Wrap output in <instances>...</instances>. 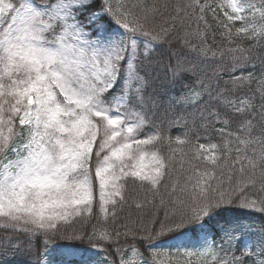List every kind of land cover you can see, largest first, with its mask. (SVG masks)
<instances>
[{"label":"snow or ice","instance_id":"1","mask_svg":"<svg viewBox=\"0 0 264 264\" xmlns=\"http://www.w3.org/2000/svg\"><path fill=\"white\" fill-rule=\"evenodd\" d=\"M257 45L264 0H0V256L264 264Z\"/></svg>","mask_w":264,"mask_h":264},{"label":"trees","instance_id":"2","mask_svg":"<svg viewBox=\"0 0 264 264\" xmlns=\"http://www.w3.org/2000/svg\"><path fill=\"white\" fill-rule=\"evenodd\" d=\"M210 2H220V0H210ZM239 43V42H238ZM249 41H244L242 46L243 47H248L249 46ZM255 51L259 54H264V47L260 46V45H257L256 48H255ZM257 67H259V64L257 63ZM226 78V77H225ZM179 134V130L177 128H173L172 131H171V135L173 137H175L176 135ZM201 143H205L206 141H200ZM247 211V210H246ZM226 215L231 218L234 213L233 212H228L226 213ZM257 221H259V216L257 215L256 217H254ZM9 233H7L6 231H4L3 229H0V239L8 236ZM19 257V254L17 255H13L11 250H9L8 252V255L7 256H0V261H7V264H20L17 259Z\"/></svg>","mask_w":264,"mask_h":264},{"label":"rangeland","instance_id":"3","mask_svg":"<svg viewBox=\"0 0 264 264\" xmlns=\"http://www.w3.org/2000/svg\"><path fill=\"white\" fill-rule=\"evenodd\" d=\"M257 75H259V73L257 72ZM56 249V250H55ZM52 248V256L54 257V258H57V259H59V258H61L60 256H59V249L58 248ZM193 259H195V257H193ZM25 260V257L24 256H22V255H19V257H18V259H17V261L20 263V264H23V261Z\"/></svg>","mask_w":264,"mask_h":264}]
</instances>
